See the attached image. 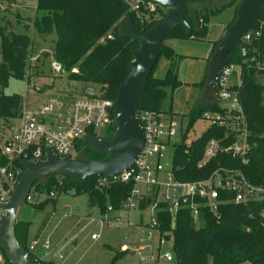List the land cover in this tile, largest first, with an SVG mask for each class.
Returning <instances> with one entry per match:
<instances>
[{
  "label": "trees",
  "instance_id": "1",
  "mask_svg": "<svg viewBox=\"0 0 264 264\" xmlns=\"http://www.w3.org/2000/svg\"><path fill=\"white\" fill-rule=\"evenodd\" d=\"M136 1L138 0H38L36 12L42 13L43 17L35 21L34 31L42 35H51L55 30L57 41L52 57L62 66V73L68 75V79L72 82L99 88L98 95L94 96L115 101L133 58L132 52L139 48L137 41L119 37L120 24L130 12L134 25L139 30L148 32L165 21L168 11L157 6L153 14H149L143 8L135 12L130 8V3ZM238 4L239 2L231 7H235V11L233 20L227 26V32L236 18ZM222 12L210 10L205 14L199 13L201 22L199 32H196L194 23L188 20L192 26L190 36H187L186 29L180 26L164 39L160 48V58L147 82L143 98L144 110H162L163 101L182 86L178 77L177 56L165 41L206 39L212 18ZM254 32H258L259 36H254L248 44L246 60H242L238 51H234L227 58L228 65L233 64L242 68L241 102L251 135L250 144L253 146L249 164L244 166L240 160L222 154L200 168L199 164L207 144L211 140L222 141L228 135V130L225 128L211 127L201 138L188 144L185 140L177 147L174 158L176 180L180 182L204 180L216 169L224 167L241 170L250 183L264 187V87L259 82L264 76V21ZM9 34H0V115L14 120L23 117L24 98L20 95L8 96L2 92L8 88L11 80L25 79L35 52L30 36L13 32ZM224 37L214 42L212 53ZM164 57L169 62L167 73L164 77H155L160 59ZM204 81L198 84L199 93L204 87ZM207 110L223 112L217 106L198 108L194 105L189 114L191 124L202 117ZM114 131L112 125L110 137L106 139H111ZM90 134L93 132L91 131ZM186 137L184 138L187 139ZM82 142L77 143L78 152L85 151L92 160L106 157L104 152H93L84 148ZM233 142L234 140L230 138L223 144L229 146ZM0 163L6 166L8 160L2 157ZM14 165L22 168L21 161L14 162ZM59 177L63 182L62 187L58 184ZM95 182L96 177H93L85 184L75 186L70 177L48 176L46 188L40 183H36L35 186L40 192L43 190L46 193L56 191L72 193L75 196L86 195L89 197L90 206L99 208L102 214L107 212L109 206L120 210L133 186L132 184L115 185L100 191L96 188ZM146 207L148 205L143 204L142 208ZM160 208L162 229L170 231L171 218L167 207L161 205ZM30 227L31 222L22 221H19L15 227L18 241L28 252ZM173 237V252L178 264H264V202L247 205L228 204L222 208L220 219L211 217L206 211L205 226L202 229H196L190 212L183 210L177 218ZM115 262L116 258L111 264Z\"/></svg>",
  "mask_w": 264,
  "mask_h": 264
},
{
  "label": "built area",
  "instance_id": "2",
  "mask_svg": "<svg viewBox=\"0 0 264 264\" xmlns=\"http://www.w3.org/2000/svg\"><path fill=\"white\" fill-rule=\"evenodd\" d=\"M134 3L133 11L135 12H139L142 8L149 14L156 12L157 6L149 0H138ZM254 36L258 37L259 33L254 31L248 33L243 37V42L249 44ZM53 71L62 73V66L54 62ZM236 74L237 81L233 83L232 79ZM241 87L242 68L227 64L216 82L218 97L216 106L223 112L207 110L202 116L210 122L211 127L228 130V135L222 141L211 140L207 144L199 164L200 168L222 154L240 160L244 166L249 164L253 146L250 144L251 135L241 102ZM221 103H226L228 106L221 108ZM51 113L52 107L47 106L40 115L23 121L17 128L14 127L11 135L5 140L0 161L2 157L6 158L8 165L2 166L0 163V206L8 202L25 172L23 167H15L14 162H44L47 149H51L60 159L66 157L76 159L79 153L76 148L79 141H83L90 135L95 137L94 131L113 125L115 101L103 99L100 96L77 98L72 104L71 120L65 127L48 126L45 117ZM137 119L144 132V146L135 165L122 175L97 177L95 182L96 188L100 191L115 185H133L121 209L115 210L109 206L103 219V223L110 228L119 229L124 226L134 228L141 233L135 246L125 245L121 248L122 254H134L139 264H178L173 252V230L181 211L188 210L194 227L202 229L205 226L206 211L211 217L220 219L222 208L228 204L247 205L264 202V187H257L250 183L241 170L220 167L204 180L196 182L176 180L174 160L171 168L165 166L171 151L175 156L177 150V147L175 148L171 143L177 135L174 117L163 110L142 109L138 112ZM91 131L93 134H90ZM230 138L234 142L225 146L223 143ZM73 153L76 157L72 155ZM58 184L59 187L63 186L62 181ZM56 194V191H52L48 198L53 199ZM40 198V191L32 189L27 204L37 202ZM145 203L148 207L143 209L142 206ZM161 205L167 207L171 218L170 231L162 229ZM115 212L118 215L109 217ZM137 212L141 214V222L135 224L131 215ZM146 212L150 213L149 224L143 222L142 214ZM122 215H128L129 218L123 219ZM4 218L5 213L0 211V228ZM92 238L98 240L99 237L93 235ZM38 246V243L28 246L29 252H27L34 258H36L34 253L37 252ZM42 249L43 260L36 259L43 264H55V260L64 261L58 252H51L48 242L43 244ZM0 264H10L1 249Z\"/></svg>",
  "mask_w": 264,
  "mask_h": 264
},
{
  "label": "rangeland",
  "instance_id": "3",
  "mask_svg": "<svg viewBox=\"0 0 264 264\" xmlns=\"http://www.w3.org/2000/svg\"><path fill=\"white\" fill-rule=\"evenodd\" d=\"M37 1L0 0V34H12L13 32L30 36L35 52L25 79L22 81L11 80L8 88L2 92L8 96H22L25 114L22 118L14 120L6 119L0 115V156L3 144L11 135L12 129L17 128L23 121L40 115L47 106L51 105L56 111L53 113L54 115L45 117L48 126H68L72 117L74 101L87 92H93L94 95L99 93L97 87L72 82L68 79V75L53 71L55 61H53L52 55L55 51L57 32L54 30L51 35H42L34 31L35 21L41 20L43 17L42 13L36 12ZM134 6V2L130 3L132 10ZM234 11L235 7L227 8L213 17L206 39H167L165 41V44L177 56L178 77L183 83L161 105L164 112L172 114L177 124V135L171 140L175 148L185 140L188 144L201 138L211 128L210 122L203 116L191 124L189 114L200 91V88L195 84L203 81L206 73L207 64L203 62L206 60V47L209 48V41L215 35H223L221 38L225 36L227 26L233 20ZM168 67V60L165 57L160 59L155 77H164ZM237 77V74L233 77V83L237 81ZM259 82L264 87V76L259 79ZM227 106L226 103L220 104L221 108ZM110 130L111 127L100 128L94 131V135L97 138L106 139L110 137ZM72 155L76 157L74 153ZM174 158V152L171 151L169 160L165 162L167 168L172 167ZM58 181H62V179L59 177ZM33 190L39 191L37 186H34ZM51 193L42 190L41 198L37 202L26 204L20 216L22 222H28L29 218L32 219L31 237L35 236L36 230H40L44 237L43 240L39 239L38 250L34 253L36 258L43 260L41 258L42 247L44 241L48 240L51 243V252H58L64 259L63 262L55 260V264H111L115 258V264H139L134 254H121L123 246L133 247L137 244L141 236L138 230L124 226L119 229L108 227L103 223L105 214H102L99 208L91 207L89 197L86 195L71 196L70 193L60 192L56 194L55 198L50 199L48 196ZM116 215H118L117 212L110 214L109 217ZM142 215L143 222L149 224L150 213L146 212ZM121 217L129 218L128 215ZM131 218L135 224L141 222V214L138 212L132 214ZM93 235H97L98 240H93ZM34 236L33 239H35ZM46 263L49 262L46 261Z\"/></svg>",
  "mask_w": 264,
  "mask_h": 264
},
{
  "label": "water",
  "instance_id": "4",
  "mask_svg": "<svg viewBox=\"0 0 264 264\" xmlns=\"http://www.w3.org/2000/svg\"><path fill=\"white\" fill-rule=\"evenodd\" d=\"M149 1L168 10L163 23L143 32L134 25L131 13L128 12L118 29L121 39L137 41L139 48L132 52L133 58L115 100L113 136L111 139H98L90 135L82 142L84 148L93 152H104L106 157L92 160L85 151H80L76 159H60L51 149H47L46 161L22 162L25 172L8 202L0 206V211L5 213L0 228V249L10 264H43L26 251L15 233L28 196L36 183L46 188L48 176H63L72 178L75 186H81L89 178L122 175L135 165L144 146V132L137 114L143 109L147 82L158 63L160 48L166 37L180 26L190 36L192 26L188 20L194 23L196 32H199V13L205 14L210 10L222 12L239 2L234 22L208 60L204 87L196 98L195 105L198 108H213L218 104L216 82L227 66V58L234 51H238L242 60H246L249 46L243 42V37L259 28L264 21V0ZM86 95L92 97L94 93L87 92ZM70 195L75 196L72 193Z\"/></svg>",
  "mask_w": 264,
  "mask_h": 264
},
{
  "label": "crops",
  "instance_id": "5",
  "mask_svg": "<svg viewBox=\"0 0 264 264\" xmlns=\"http://www.w3.org/2000/svg\"><path fill=\"white\" fill-rule=\"evenodd\" d=\"M222 29H225V28H222ZM209 31H210V29H209ZM222 34H223V30H222ZM221 36H223V35H219L218 34V36H214L213 37V39H211L210 41H209V43H210V46H209V48L208 47H206V51H205V54H206V57H205V61L203 60V62L205 63V64H207L208 65V60H209V58H210V56H211V53H212V50H213V44H214V42H216V41H218V40H220L221 39ZM54 61V60H53ZM204 78H205V75H204ZM202 82V80L201 81H199L198 83H196L195 84V86H198V84H200ZM183 84V83H182ZM51 106V105H50ZM56 111V109L54 108V107H52V113H51V115H54L53 113ZM25 114V113H24ZM50 116V115H49ZM27 121V120H26ZM28 222H31V227H30V229H29V237H28V242H29V244H32V243H40V240H43V238L44 237H42V235H41V233H40V230H36V233H35V239H33V236L31 237V235H30V232H31V229H32V226H33V221H32V219L31 218H29L28 219ZM40 239V240H39ZM45 242H48L49 244H50V247H51V243L48 241V240H46V241H44V243ZM43 243V242H42Z\"/></svg>",
  "mask_w": 264,
  "mask_h": 264
},
{
  "label": "flooded vegetation",
  "instance_id": "6",
  "mask_svg": "<svg viewBox=\"0 0 264 264\" xmlns=\"http://www.w3.org/2000/svg\"><path fill=\"white\" fill-rule=\"evenodd\" d=\"M232 9V8H231Z\"/></svg>",
  "mask_w": 264,
  "mask_h": 264
}]
</instances>
